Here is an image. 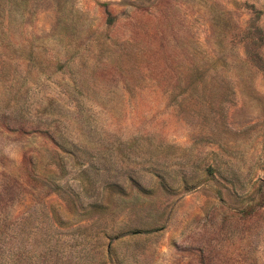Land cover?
I'll list each match as a JSON object with an SVG mask.
<instances>
[{"label": "rangeland", "instance_id": "obj_1", "mask_svg": "<svg viewBox=\"0 0 264 264\" xmlns=\"http://www.w3.org/2000/svg\"><path fill=\"white\" fill-rule=\"evenodd\" d=\"M0 264H264V0H0Z\"/></svg>", "mask_w": 264, "mask_h": 264}]
</instances>
